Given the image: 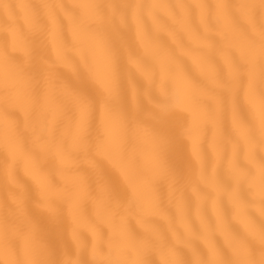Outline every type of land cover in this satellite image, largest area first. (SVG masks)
Returning a JSON list of instances; mask_svg holds the SVG:
<instances>
[{"label":"bare ground","instance_id":"1","mask_svg":"<svg viewBox=\"0 0 264 264\" xmlns=\"http://www.w3.org/2000/svg\"><path fill=\"white\" fill-rule=\"evenodd\" d=\"M0 264H264V0H0Z\"/></svg>","mask_w":264,"mask_h":264}]
</instances>
